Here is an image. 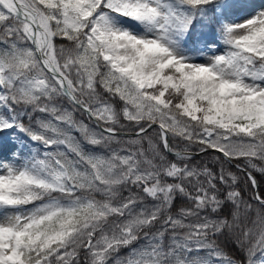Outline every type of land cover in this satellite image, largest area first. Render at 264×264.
Masks as SVG:
<instances>
[{
  "label": "snow or ice",
  "instance_id": "6c2138e0",
  "mask_svg": "<svg viewBox=\"0 0 264 264\" xmlns=\"http://www.w3.org/2000/svg\"><path fill=\"white\" fill-rule=\"evenodd\" d=\"M0 264H264V0H0Z\"/></svg>",
  "mask_w": 264,
  "mask_h": 264
},
{
  "label": "trees",
  "instance_id": "16d2710c",
  "mask_svg": "<svg viewBox=\"0 0 264 264\" xmlns=\"http://www.w3.org/2000/svg\"><path fill=\"white\" fill-rule=\"evenodd\" d=\"M258 175V174H257Z\"/></svg>",
  "mask_w": 264,
  "mask_h": 264
}]
</instances>
